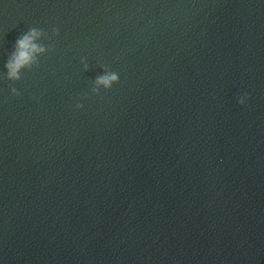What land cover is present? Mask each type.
Here are the masks:
<instances>
[{
    "label": "water",
    "instance_id": "1",
    "mask_svg": "<svg viewBox=\"0 0 264 264\" xmlns=\"http://www.w3.org/2000/svg\"><path fill=\"white\" fill-rule=\"evenodd\" d=\"M0 264H264V0H0Z\"/></svg>",
    "mask_w": 264,
    "mask_h": 264
},
{
    "label": "clouds",
    "instance_id": "2",
    "mask_svg": "<svg viewBox=\"0 0 264 264\" xmlns=\"http://www.w3.org/2000/svg\"><path fill=\"white\" fill-rule=\"evenodd\" d=\"M53 35L59 34L58 28L52 29ZM48 33L43 29L36 27L30 28L25 34L21 35L15 44V50L9 56L4 67L6 69V78L10 81H19L22 79V72L24 70H31L34 66L39 67V57L49 51L50 46H45L40 43L42 37H47ZM81 63L85 70L88 68L86 59L82 58ZM119 82V75L114 71L108 70L105 67L103 74L96 77L94 87L91 89L92 93L98 94L99 88L102 86L105 89H111L112 86ZM13 95L19 96L20 92L13 87L11 89ZM248 100V94L245 93L238 99L240 105H244ZM76 108H82L83 105L77 103Z\"/></svg>",
    "mask_w": 264,
    "mask_h": 264
}]
</instances>
